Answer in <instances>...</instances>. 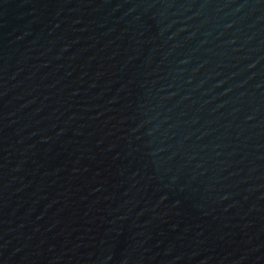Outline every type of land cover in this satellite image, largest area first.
Returning a JSON list of instances; mask_svg holds the SVG:
<instances>
[{
  "label": "water",
  "instance_id": "1",
  "mask_svg": "<svg viewBox=\"0 0 264 264\" xmlns=\"http://www.w3.org/2000/svg\"><path fill=\"white\" fill-rule=\"evenodd\" d=\"M0 264H264V0H0Z\"/></svg>",
  "mask_w": 264,
  "mask_h": 264
}]
</instances>
